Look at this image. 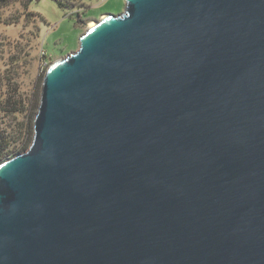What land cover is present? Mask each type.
Returning <instances> with one entry per match:
<instances>
[{"label":"water","instance_id":"obj_1","mask_svg":"<svg viewBox=\"0 0 264 264\" xmlns=\"http://www.w3.org/2000/svg\"><path fill=\"white\" fill-rule=\"evenodd\" d=\"M0 264H264V0H125L50 64Z\"/></svg>","mask_w":264,"mask_h":264},{"label":"rangeland","instance_id":"obj_2","mask_svg":"<svg viewBox=\"0 0 264 264\" xmlns=\"http://www.w3.org/2000/svg\"><path fill=\"white\" fill-rule=\"evenodd\" d=\"M124 6L125 0H69L63 8L54 0L0 3V104L6 94L23 99L26 108L38 103L47 67L76 51L91 23L121 14ZM24 121L23 115L0 109V127L12 148L27 144Z\"/></svg>","mask_w":264,"mask_h":264},{"label":"trees","instance_id":"obj_3","mask_svg":"<svg viewBox=\"0 0 264 264\" xmlns=\"http://www.w3.org/2000/svg\"><path fill=\"white\" fill-rule=\"evenodd\" d=\"M9 0H0V3H7ZM56 4L60 7H67L69 4V0H54ZM14 96L12 95H5L4 101L0 104V109L4 113H16V114H21L24 116V123L22 126L26 129V133L28 135L27 139V144L28 147L30 146L33 138V120L35 118L36 114L34 113V109L36 111L38 110L39 106V101L40 97L38 98L37 102L38 103H30L28 105L29 108H26V103L23 101V99L16 100L13 98ZM11 109V110H7ZM32 111V112H31ZM34 114V116H33ZM24 143L21 147L17 149V147H11L10 142L8 140V136L6 135V131H3L0 127V163L3 161L7 160L8 158L22 153L26 150L25 146L27 145Z\"/></svg>","mask_w":264,"mask_h":264},{"label":"built area","instance_id":"obj_4","mask_svg":"<svg viewBox=\"0 0 264 264\" xmlns=\"http://www.w3.org/2000/svg\"><path fill=\"white\" fill-rule=\"evenodd\" d=\"M47 65V63L45 62V63H43V66H46ZM48 68V67H47Z\"/></svg>","mask_w":264,"mask_h":264},{"label":"bare ground","instance_id":"obj_5","mask_svg":"<svg viewBox=\"0 0 264 264\" xmlns=\"http://www.w3.org/2000/svg\"><path fill=\"white\" fill-rule=\"evenodd\" d=\"M94 24V23H93ZM92 23L88 26V28L90 27V26H92L93 25Z\"/></svg>","mask_w":264,"mask_h":264}]
</instances>
